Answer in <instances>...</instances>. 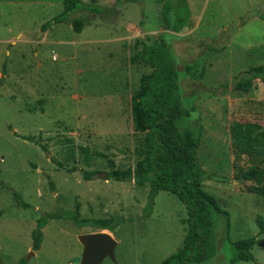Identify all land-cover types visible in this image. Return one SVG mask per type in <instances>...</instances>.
Wrapping results in <instances>:
<instances>
[{
    "label": "rangeland",
    "instance_id": "374dc122",
    "mask_svg": "<svg viewBox=\"0 0 264 264\" xmlns=\"http://www.w3.org/2000/svg\"><path fill=\"white\" fill-rule=\"evenodd\" d=\"M63 1L0 0V264H79L78 235L101 230L117 240L116 261L107 257L101 264H159L182 245L187 213L176 195L159 191L149 211L147 183L98 177L109 173L110 162L133 170L148 150L144 134L133 129L131 107L150 68L129 58L138 50L136 40L159 34L177 60L189 111L179 126L203 128L197 158L212 176L201 187L228 211V240L256 235L264 184L239 180V168L260 159L237 145L264 146V83L255 79L246 93L215 88L264 65V0H170L164 16L160 0H79L112 12L103 17L79 7L54 22ZM75 17L86 20L80 33L72 29ZM45 22L50 26L42 30ZM195 58L200 61L189 79L182 67ZM200 67L203 74L194 78ZM67 209L84 219H131L112 229L48 219L34 250L38 220ZM223 225L215 214L219 249L191 264H229L234 248L224 240ZM251 250L257 263L234 264H264V234Z\"/></svg>",
    "mask_w": 264,
    "mask_h": 264
},
{
    "label": "trees",
    "instance_id": "16d2710c",
    "mask_svg": "<svg viewBox=\"0 0 264 264\" xmlns=\"http://www.w3.org/2000/svg\"><path fill=\"white\" fill-rule=\"evenodd\" d=\"M121 0H118V3ZM162 4L161 14L164 16L171 6L170 0H160ZM63 11L56 15L54 22L64 21L68 14L81 7L93 14L105 16V12H112L105 6L91 3H80L79 0H64ZM165 18V17H164ZM72 29L80 33L86 24L83 17L72 19ZM50 24L45 22L41 29L45 30ZM178 32V31H176ZM138 50L133 53L129 61L132 64L143 63L149 66L150 71L141 75L139 87L132 100L131 118L134 131L144 134L147 145L145 157L136 162V167L131 169H116L110 162L112 169L107 178H114L117 181H131L138 185L148 184L147 204L148 210L157 193L161 190L169 191L176 195L186 209L187 231L183 242L175 252L164 258L159 264H191L201 263L214 257L219 249L217 240L213 233L214 215L221 214L224 218L223 233L224 240L234 248V254L229 259V264L237 261H250L257 263L252 252L256 238L264 234V217L258 215L255 219L257 234L230 241L227 238L226 230L230 227V217L227 210L223 209L217 198L201 187V183L212 175L207 173L199 164L197 149L200 143L201 125L196 128H183L179 126V120L188 115L183 106L182 94L179 86V68L171 46L167 43L162 34L155 38L139 39L134 43ZM209 51V50H208ZM206 51H204L205 53ZM173 54V55H172ZM199 57V56H198ZM199 59L187 62L182 67L184 74L193 77V70ZM200 73L194 78L203 74ZM264 83V65L252 66L241 74L237 75L230 84L220 85L221 92L227 94V88L231 91L248 92L255 79ZM214 92H216L214 90ZM219 92V93H221ZM218 93V92H217ZM32 141V136L25 137ZM43 151L46 147L36 141ZM73 149L82 150L79 145H72ZM239 152L248 154L260 159V164H251L248 168H239V180L254 181L257 184H264V146L249 144L237 145ZM92 171L85 174L87 179L94 176ZM19 198V194L13 192ZM18 200V199H17ZM24 206L25 203H23ZM148 211V212H149ZM143 217V214L142 216ZM66 218L72 220L79 226L92 225L101 229H112L117 223L131 218H82L78 212L67 209L63 212H49L41 217L36 228L32 232V248L38 250L42 241V230L48 219ZM18 264H25L22 259Z\"/></svg>",
    "mask_w": 264,
    "mask_h": 264
},
{
    "label": "water",
    "instance_id": "95a60500",
    "mask_svg": "<svg viewBox=\"0 0 264 264\" xmlns=\"http://www.w3.org/2000/svg\"><path fill=\"white\" fill-rule=\"evenodd\" d=\"M35 43H33L34 45ZM98 177L107 179V172H100ZM82 246L79 264H101L109 257L115 262L117 240L107 230L79 234L77 237Z\"/></svg>",
    "mask_w": 264,
    "mask_h": 264
}]
</instances>
